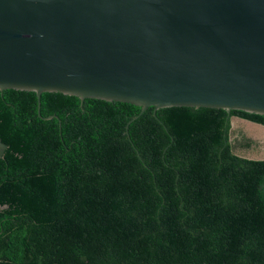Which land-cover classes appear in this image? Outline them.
<instances>
[{
	"label": "trees",
	"instance_id": "obj_1",
	"mask_svg": "<svg viewBox=\"0 0 264 264\" xmlns=\"http://www.w3.org/2000/svg\"><path fill=\"white\" fill-rule=\"evenodd\" d=\"M37 108L0 91V264H264V160L230 126L264 116L60 93L40 96L57 118Z\"/></svg>",
	"mask_w": 264,
	"mask_h": 264
},
{
	"label": "water",
	"instance_id": "obj_2",
	"mask_svg": "<svg viewBox=\"0 0 264 264\" xmlns=\"http://www.w3.org/2000/svg\"><path fill=\"white\" fill-rule=\"evenodd\" d=\"M4 90L264 116V0H0Z\"/></svg>",
	"mask_w": 264,
	"mask_h": 264
},
{
	"label": "rangeland",
	"instance_id": "obj_3",
	"mask_svg": "<svg viewBox=\"0 0 264 264\" xmlns=\"http://www.w3.org/2000/svg\"><path fill=\"white\" fill-rule=\"evenodd\" d=\"M232 122L233 138H235L238 133H241L246 138H249L255 142V145L250 147V149H238L236 153L247 158H264V128L237 119H232Z\"/></svg>",
	"mask_w": 264,
	"mask_h": 264
},
{
	"label": "flooded vegetation",
	"instance_id": "obj_4",
	"mask_svg": "<svg viewBox=\"0 0 264 264\" xmlns=\"http://www.w3.org/2000/svg\"><path fill=\"white\" fill-rule=\"evenodd\" d=\"M233 118L238 119V120H241V121H244V122H248V121H249V120H244V119H241V118L239 119V118H237V117H233ZM231 120H232V119H231ZM250 122H252V121H249V123H250ZM251 124H252V123H251ZM232 128H233V127H232ZM232 128H231V130H232ZM254 145H255V144H254ZM252 146H253V145H252ZM252 146H251V147H252ZM4 152H5V151H4Z\"/></svg>",
	"mask_w": 264,
	"mask_h": 264
}]
</instances>
